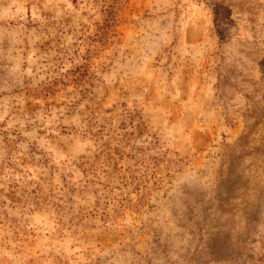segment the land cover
<instances>
[{"label":"rangeland","instance_id":"rangeland-1","mask_svg":"<svg viewBox=\"0 0 264 264\" xmlns=\"http://www.w3.org/2000/svg\"><path fill=\"white\" fill-rule=\"evenodd\" d=\"M0 264H264V0H0Z\"/></svg>","mask_w":264,"mask_h":264}]
</instances>
